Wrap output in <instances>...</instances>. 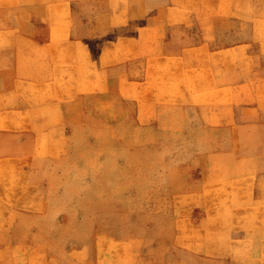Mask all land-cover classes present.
I'll list each match as a JSON object with an SVG mask.
<instances>
[{
	"label": "crops",
	"instance_id": "0c3cea01",
	"mask_svg": "<svg viewBox=\"0 0 264 264\" xmlns=\"http://www.w3.org/2000/svg\"><path fill=\"white\" fill-rule=\"evenodd\" d=\"M86 177L124 264L134 192L141 264H264V0H0V264Z\"/></svg>",
	"mask_w": 264,
	"mask_h": 264
},
{
	"label": "rangeland",
	"instance_id": "374dc122",
	"mask_svg": "<svg viewBox=\"0 0 264 264\" xmlns=\"http://www.w3.org/2000/svg\"><path fill=\"white\" fill-rule=\"evenodd\" d=\"M86 172H91V166L86 168ZM74 189L76 190V188ZM77 189L78 192L70 193V203H68L75 204V208L65 209L66 212H72L69 215V220L75 223L57 228L54 226L53 228L54 232L64 233L63 241L52 242L63 245L61 248L62 253L56 257V260L53 259V263L61 264L64 261V264H124V259L120 257V251L124 250V243L110 238L111 236H120V233L124 232L125 226L123 223L119 224L117 222L108 224V218L105 216L104 219L102 218L105 223H94L98 219L97 216H99V207H96L95 203L96 193L94 192L92 177H86L83 185L79 182ZM142 196L145 195L140 192H134L133 194V264H141V239L139 236H141L140 205ZM77 205L79 206L78 209H76ZM115 220L117 221V219ZM77 221L78 223H76ZM48 243L50 242L45 240L38 242L37 256L33 260L34 264H50V258L47 259L49 255L47 253V250H49ZM94 249L97 251H94ZM25 260L24 258L21 264H25Z\"/></svg>",
	"mask_w": 264,
	"mask_h": 264
}]
</instances>
